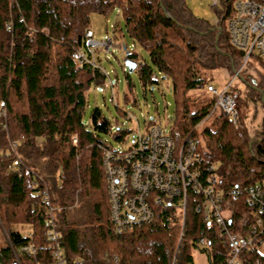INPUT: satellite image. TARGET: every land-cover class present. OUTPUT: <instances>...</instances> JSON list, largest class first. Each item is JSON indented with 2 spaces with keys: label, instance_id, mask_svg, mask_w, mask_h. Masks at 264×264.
<instances>
[{
  "label": "trees",
  "instance_id": "1",
  "mask_svg": "<svg viewBox=\"0 0 264 264\" xmlns=\"http://www.w3.org/2000/svg\"><path fill=\"white\" fill-rule=\"evenodd\" d=\"M218 2L220 22L215 26L196 17L184 0H0V109L5 110L0 116V232L5 231L15 248L47 241V213L39 192L45 182L57 207L56 225L70 264H169L174 254V264H194L196 249L206 252L209 264L223 261L227 242L216 225H208L192 209L190 199L181 237L176 198L155 203L157 214L151 222L124 233L114 231L100 145L102 134L111 133L121 141L129 130L117 123L112 130L98 106L84 123L85 91L92 82L103 83L105 75L72 57L76 49L84 48L89 14L118 8L125 33L149 57L140 60L134 50L125 56L136 62L142 88L157 84L158 74L171 83L175 103L171 134L197 139L200 134L205 144L198 143L197 148L207 163L215 164L223 186L243 188L264 179V118L261 128L250 133L241 120L238 94L236 124L218 112L201 125L199 134L194 128L214 99L204 93L208 71L225 68L233 75L244 55L229 43L226 29L235 0ZM114 33L116 38L124 34L121 27ZM239 74L250 89L248 95L258 90L264 96V61L257 54ZM125 77L132 93L128 72ZM250 78L256 80L254 86ZM124 97L127 100L126 93ZM117 112L125 115L119 107ZM20 135L22 163L14 168L9 140ZM199 236L206 238V247L196 243ZM20 257L23 264L39 258L48 261L44 252L35 256L22 252ZM247 260L264 264L257 251H251ZM0 264H13L6 242L0 246Z\"/></svg>",
  "mask_w": 264,
  "mask_h": 264
},
{
  "label": "built area",
  "instance_id": "2",
  "mask_svg": "<svg viewBox=\"0 0 264 264\" xmlns=\"http://www.w3.org/2000/svg\"><path fill=\"white\" fill-rule=\"evenodd\" d=\"M218 0H212L215 6ZM234 12L226 21L229 43L244 52L242 63L233 75L238 76L252 54L264 61V1L235 0ZM135 46L118 40L115 33L104 39L94 38L88 28L85 31L84 48L76 49L72 57L80 63L107 73L98 64L96 51L112 52L115 48L125 58ZM111 91L113 84H105ZM207 92L214 98L209 115L223 112L236 124L238 92L231 81L217 90L211 83L206 85ZM112 100L116 97L111 92ZM0 116L5 110L0 109ZM200 126L196 124L194 128ZM24 141L23 135L9 140L13 153L10 165H21L19 147ZM75 142L76 139L73 138ZM198 139L187 135L179 138L171 131H165L161 125L149 123L145 130H132L131 144L127 149H117L107 141L100 145L102 150V168L105 174L109 201L110 223L117 233L131 231L136 226L151 222L155 216V203L162 200L177 199L181 214V232L187 203L203 216L208 225H216L219 233L228 244L226 256L220 264H248V255L257 251L264 256V179L241 188L233 184L228 188L221 183L214 163H207L197 148ZM41 206L46 210L45 223L48 227L46 243L34 245L21 244L15 248L5 231L0 234L13 253V264H23L21 253L33 256L44 252L48 258L34 259L33 264H70L62 245L61 233L56 225L55 211L51 202L48 185L40 189ZM241 205L248 209L244 210ZM196 243L206 247V238L199 236ZM260 258H257V262ZM175 254L169 264H174Z\"/></svg>",
  "mask_w": 264,
  "mask_h": 264
},
{
  "label": "rangeland",
  "instance_id": "3",
  "mask_svg": "<svg viewBox=\"0 0 264 264\" xmlns=\"http://www.w3.org/2000/svg\"><path fill=\"white\" fill-rule=\"evenodd\" d=\"M184 1L186 6L196 17L206 19L215 26L219 24L220 17L218 15V9H221L220 2L217 1L218 6L214 7L211 5L212 0ZM88 27L94 33V38L96 39H104L108 35H111L114 30L116 31V29L121 27L124 34L117 37L118 40L128 45L132 43L131 39L125 33L124 20L118 8L112 9L107 14L91 12L89 14ZM133 50L139 55L140 60L144 59L149 61V57L141 45L135 44ZM96 56L98 64L103 68L104 72L107 73V77L103 83L92 82L86 89L85 95L87 103L83 113L84 123L87 124L89 122L91 109L94 106H98L110 119L112 130L115 129L116 123L128 129L129 132L121 141L114 139L111 133L102 134V138L107 141L109 145L117 149H127L131 144L132 130H137L139 128L143 131L149 123L161 125L165 131H169L175 109L170 81L161 74H158V83L152 84L144 90L136 72L132 71L129 73L127 71L123 63L124 56L121 51H118L116 48L112 52L107 53H104L102 50H97ZM126 72L130 75V80L133 83L132 93L127 87ZM251 72L254 73L253 71ZM239 75H232L225 68H215L207 73V77L209 78L208 83H211L217 90H220L231 81L232 86L235 87L239 97L242 99L240 100L241 120L243 124L246 125L249 132L253 133L254 130H259L261 128V123L264 118V96L262 92L258 90H256V94L251 92V94L248 95L246 91L249 87H247ZM108 77L113 84L112 91L116 97L115 101L112 100V91L110 87L105 85L108 81ZM125 93L128 96L127 100L124 97ZM204 93L208 96L210 95L207 91ZM133 99H135V101H133ZM117 107L124 110L125 115L119 114L117 112ZM212 115L208 116L207 114L199 122L200 126L197 128L198 134L201 132V125H204L206 120ZM198 143L201 145L205 144L200 134L198 136ZM3 243L4 242L1 241V244ZM193 260L194 264H209L206 252L199 249L194 251Z\"/></svg>",
  "mask_w": 264,
  "mask_h": 264
},
{
  "label": "water",
  "instance_id": "4",
  "mask_svg": "<svg viewBox=\"0 0 264 264\" xmlns=\"http://www.w3.org/2000/svg\"><path fill=\"white\" fill-rule=\"evenodd\" d=\"M123 63L126 66L127 71L129 73L132 72V71H134V69L136 67V62L135 61H133V60H131L129 58H124ZM240 78L243 80V77L242 76ZM250 81H251L252 86H254L256 80L254 78H250Z\"/></svg>",
  "mask_w": 264,
  "mask_h": 264
},
{
  "label": "bare ground",
  "instance_id": "5",
  "mask_svg": "<svg viewBox=\"0 0 264 264\" xmlns=\"http://www.w3.org/2000/svg\"><path fill=\"white\" fill-rule=\"evenodd\" d=\"M196 138V137H195Z\"/></svg>",
  "mask_w": 264,
  "mask_h": 264
}]
</instances>
